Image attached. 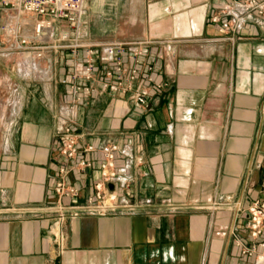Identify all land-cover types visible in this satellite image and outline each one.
<instances>
[{
	"label": "crops",
	"instance_id": "0c3cea01",
	"mask_svg": "<svg viewBox=\"0 0 264 264\" xmlns=\"http://www.w3.org/2000/svg\"><path fill=\"white\" fill-rule=\"evenodd\" d=\"M226 1H85L88 39L152 41L145 60L159 69L162 88L149 86L146 107L129 93L91 95L75 107L76 133L82 143L126 147L117 161L125 169L120 196L130 192L159 208L67 218L61 254L55 216L18 210L52 205L59 168L72 163L59 154L57 121L68 93L60 79L70 68L51 55L55 78L45 83L12 72L0 55V264L252 263L229 232L234 226L251 244L248 214L233 220L226 209L196 207L264 198V16L252 12L230 41L210 23L224 18L218 6ZM3 18L0 12V25ZM95 175L72 173L80 196L68 202L91 195Z\"/></svg>",
	"mask_w": 264,
	"mask_h": 264
},
{
	"label": "built area",
	"instance_id": "2783aa9c",
	"mask_svg": "<svg viewBox=\"0 0 264 264\" xmlns=\"http://www.w3.org/2000/svg\"><path fill=\"white\" fill-rule=\"evenodd\" d=\"M86 0H0V12L4 21L0 25V55L10 63V70L28 78L52 82L55 78L51 55L66 61L70 72L60 82L68 87L66 108L58 115L59 154L71 160L70 165L59 168L60 178L54 183L52 205L28 207L18 211L30 214L55 216L54 237L57 253L64 251L65 237L61 224L67 218L80 215L111 216L120 212L137 213L159 208L147 199H138L127 192L120 196L118 185L125 170L117 163L127 155V148L115 141L102 147L82 143L76 133L75 107L93 94H131L133 103L148 106L151 84L158 89L162 84L156 79L160 73L153 64L146 62L151 40L95 41L85 36ZM224 18L216 14L210 23L219 33L235 41L252 12L264 16V0H227L218 6ZM238 9L241 11L239 12ZM135 83L136 85L134 86ZM94 156L95 161L86 158ZM140 168L142 158L134 159ZM94 169L93 193L84 201L70 203L80 196L79 189L70 181L72 173H86ZM172 212L179 206L164 205ZM210 212L228 210L233 220L247 213V235L252 241L246 244L237 236L236 228L229 232L239 255L253 259L252 263L264 264V198L245 205L241 200L222 202L213 200L196 206ZM235 222V221H234Z\"/></svg>",
	"mask_w": 264,
	"mask_h": 264
},
{
	"label": "rangeland",
	"instance_id": "374dc122",
	"mask_svg": "<svg viewBox=\"0 0 264 264\" xmlns=\"http://www.w3.org/2000/svg\"><path fill=\"white\" fill-rule=\"evenodd\" d=\"M111 36H117V35H111Z\"/></svg>",
	"mask_w": 264,
	"mask_h": 264
}]
</instances>
